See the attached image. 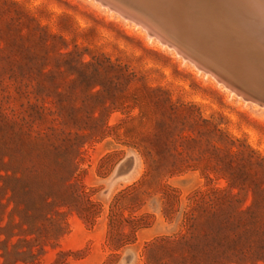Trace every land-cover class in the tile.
<instances>
[{"label":"trees","instance_id":"obj_1","mask_svg":"<svg viewBox=\"0 0 264 264\" xmlns=\"http://www.w3.org/2000/svg\"><path fill=\"white\" fill-rule=\"evenodd\" d=\"M0 43V88L7 81L19 99L52 98V114L60 126L88 130L76 140L95 135L105 139L110 131L134 120L149 124L131 146L143 158V177L138 185L118 192L109 207L112 249L133 244L135 233L149 228L147 216L122 215V209H139L151 196L141 191V185L160 191L163 215L172 220L178 194L163 181L198 171L207 183L225 182L223 187L199 190L189 199L190 207L195 205L201 213L204 243L187 246L185 240L157 238L144 246L147 262L165 257L164 264H264V158L218 124L196 116L191 106L173 103L160 88L129 92L131 74L106 59L85 61L83 54L67 50L62 37L49 34L33 20H1ZM135 108L139 112L131 116ZM29 109L37 110L31 103ZM115 112L127 116L110 126L108 119ZM129 130L135 128L126 133ZM0 131L9 132L15 145L7 152L6 140L0 138V192L9 208L7 221L0 212V264H27L31 262L26 258L34 257L33 244L40 241L39 223L48 220L55 208L75 212L85 222H92L98 213L85 188L74 183L80 156L75 140L62 139L49 156H42L21 148L23 142L14 140L18 138L14 126L3 123ZM114 155L107 154L102 162ZM184 217L186 227L188 212ZM124 224L128 234L122 232ZM59 230L57 225L50 233ZM116 258L112 253L108 262Z\"/></svg>","mask_w":264,"mask_h":264},{"label":"rangeland","instance_id":"obj_2","mask_svg":"<svg viewBox=\"0 0 264 264\" xmlns=\"http://www.w3.org/2000/svg\"><path fill=\"white\" fill-rule=\"evenodd\" d=\"M168 1L174 2V7H179L182 12L187 11V15L195 8L206 12L215 9L213 11L219 16L233 22L238 31L246 21L255 23L256 31L243 25L249 33L257 38L261 36L259 39L264 41V26L255 18L264 20L262 0H239L237 3L233 0H194V4L191 3L193 0H184L192 9H185L184 2L178 4L177 0ZM168 1L159 0L161 4ZM244 5L249 9H245ZM0 7V22L3 19H17L18 22L33 20L49 34L62 37L67 50L83 54L85 61L92 57L106 59L122 68L124 73L131 74L133 80L129 92H137L142 88H160L173 103L191 106L196 116L218 124L228 135L240 140L244 147L248 146L256 155L264 158V106L246 101L217 83L211 75L198 70L194 64L174 52V49L149 36L139 25L125 20L95 0H0ZM175 14L174 17L180 18ZM177 18L172 20L170 26L197 35L194 30L187 32L192 27L187 25L188 29L185 30ZM2 46L0 43V50ZM207 46L211 47L208 43ZM50 100L53 99H46L44 95L38 99H19L8 82L4 81L0 88V126L3 123L14 126L18 138L15 136L12 139L22 141L21 148L39 152L42 156H49L62 139L75 140L80 156L74 183L85 188L89 200L96 204L98 215L92 222H85L75 212L55 208L49 213L48 220L39 223L40 241L33 244L34 257L26 258L31 262L27 264H164L165 257L158 262H147L145 244L161 237L185 240L187 246L204 243L202 236L205 227L201 213L195 205L190 207L189 199L199 190L223 187L225 182L213 180L207 183L195 171L163 181L178 194L172 220H167L163 215L160 191L148 184L141 185V191L151 196L145 198L144 205L139 209H122V215L124 218L147 216L145 222L149 228L137 231L133 244L118 251L112 249L108 240L109 207L118 192L134 184L138 185L143 177V158L131 146L137 142L140 133L148 131L149 124L146 120H142V123L134 120L121 124L117 130L106 132L108 135L105 139L101 140L99 135H95L93 138L87 136L76 140L77 136L88 133V130L77 129L74 125L60 126L52 114ZM29 103L36 106L37 110H30ZM138 112V108H135L130 115L137 116ZM126 116L115 112L109 117L108 125L119 124ZM131 127L135 130L126 133ZM9 135V132L0 131V138L6 140L7 146L4 149L7 152L15 149ZM28 141L32 145L25 144ZM107 154L115 155L102 162ZM45 163L52 165L50 161ZM35 164L41 163L35 161ZM2 185L3 181L0 180ZM6 204V198L0 192V212L5 221L9 213ZM187 212L190 219L184 227V214ZM57 225L60 230L50 233ZM124 225L122 232L128 234L129 228ZM112 253L117 258L108 262V256Z\"/></svg>","mask_w":264,"mask_h":264},{"label":"water","instance_id":"obj_3","mask_svg":"<svg viewBox=\"0 0 264 264\" xmlns=\"http://www.w3.org/2000/svg\"><path fill=\"white\" fill-rule=\"evenodd\" d=\"M148 1L163 8L162 10L167 14L176 12L175 15L180 18L174 17V19L177 18L184 28L190 25L198 33V42L208 43L213 48V52H206L200 46L202 44H194L178 30L166 27V34L169 37L201 59L194 58L196 62L201 64L203 60L209 63L212 67L208 70L222 80L231 92L246 101L264 106V41L249 33L243 24L238 31L233 22L219 16L213 11L215 9L206 12L195 8L187 15L185 13L187 11L182 12L179 7L175 8V3L172 1L167 0L168 2H163L164 4H161L159 0ZM183 2L185 3L184 0H177L178 4ZM191 3L194 4V0ZM187 7L186 5L185 9ZM130 12L133 11L130 10ZM142 12L141 9L134 8V13L142 14ZM147 20L150 22L146 21L148 26L160 28L158 26L161 23L156 20L152 12L148 14Z\"/></svg>","mask_w":264,"mask_h":264},{"label":"bare ground","instance_id":"obj_4","mask_svg":"<svg viewBox=\"0 0 264 264\" xmlns=\"http://www.w3.org/2000/svg\"><path fill=\"white\" fill-rule=\"evenodd\" d=\"M95 1L100 3L102 6L106 7L107 9L116 12L121 17H123L125 20H129V21L133 22L134 24L139 25L140 27L144 28L149 36H153L161 44L166 45L167 47H169L171 49H174V52L176 51V53L178 55H180L184 59H186L189 62H191L192 64H194V66L198 70H201V71L211 75L216 80L217 83L222 84L224 87H226L222 80H220L217 76H215L213 73H211L208 70V68L212 67L209 63L203 62V60L201 61V64L196 62L197 60L195 61L194 58L199 59V60H201V59L198 58L197 56H195L194 54H192L184 46H181L178 42H176L171 37H169L168 34H166V30H165L166 27L167 28H173V29L178 30L179 32H181L182 35H184L185 38L190 39L194 44H202L200 46L205 49L204 51L213 52V48L207 46V43L198 42V40L196 39L198 37H197V35L195 36L194 33H190V34L189 33H185L184 30L181 31V29L178 28V27L176 28V27H174L172 25L170 26V24L173 23L172 20L174 19V13H171V14L168 13L167 14V13H165L162 10L163 8H161L159 6H156V5H153L148 0H95ZM233 1L235 3H237L239 0H233ZM262 1L264 3V0H262ZM244 6H245V9H249L246 5H244ZM134 8L141 9L143 11L142 12L143 15L139 14V13H134ZM208 8H210V7L208 6ZM130 10L133 11V12L131 13ZM150 12H152V15L155 16L156 20H158V22L161 23V25L159 24L160 26H158L160 28H154L153 26H148L146 24V21H148V23H150L149 20H147L148 14ZM255 18L260 20L262 22V25L264 26V20L262 18H260V17H255ZM242 24L246 25L248 27V29H250L252 31L253 30L256 31V24L255 23H252V22L248 23L246 21V22H244ZM184 29L187 30L188 27L186 26V28H184ZM192 30H194V29L192 28V29H190L187 32H191ZM258 31H261V30H258ZM263 31L264 30L262 29V32ZM256 35H258V34H256ZM258 37L260 38L261 36H258Z\"/></svg>","mask_w":264,"mask_h":264}]
</instances>
